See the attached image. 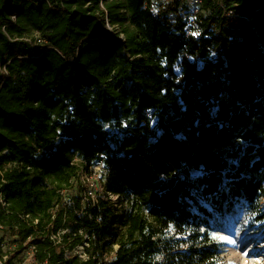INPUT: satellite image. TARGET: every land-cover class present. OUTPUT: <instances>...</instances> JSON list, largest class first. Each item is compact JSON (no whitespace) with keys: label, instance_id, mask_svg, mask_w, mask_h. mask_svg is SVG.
Wrapping results in <instances>:
<instances>
[{"label":"trees","instance_id":"obj_1","mask_svg":"<svg viewBox=\"0 0 264 264\" xmlns=\"http://www.w3.org/2000/svg\"><path fill=\"white\" fill-rule=\"evenodd\" d=\"M257 27L264 0H0V222L21 240L4 264L30 237L39 264H216L219 246L191 206L210 212L194 192L215 211L245 203L264 221ZM32 32L43 43H29ZM225 158L240 160L227 184ZM95 161L109 177L96 186L119 208L105 194L67 199L96 189L83 179ZM64 229L61 243L48 237ZM84 243L86 259L75 252ZM160 253L168 262H155Z\"/></svg>","mask_w":264,"mask_h":264},{"label":"rangeland","instance_id":"obj_2","mask_svg":"<svg viewBox=\"0 0 264 264\" xmlns=\"http://www.w3.org/2000/svg\"><path fill=\"white\" fill-rule=\"evenodd\" d=\"M151 1L155 5H159L166 0ZM191 9H194L192 8V5ZM191 9L189 8V11H191ZM113 34L115 35L116 32L113 31ZM28 36L30 40L27 41H29V43L40 44L38 40L41 39V36L38 33L32 32ZM116 37L117 35H115V37L112 36L110 41L117 42L118 39ZM262 47L264 48V41L262 43ZM129 87L130 85L128 83L123 82L121 84V90L123 91L129 90ZM109 130L112 133L117 132L115 129ZM75 162L82 164L81 159L79 158H76ZM90 171L93 172V178L88 179L87 175L83 174V179L90 180L93 184H100L97 182L101 177L103 179L109 178L107 176V171H105L102 163L99 161H95L93 163ZM194 172L200 173L198 171H190L189 177L191 179L200 176H193ZM99 187L100 185H98V187L96 186L95 190L89 189L86 193L73 191L67 196V199H71V201H73V197L79 196L82 198V202L84 203V205H87L89 201L92 203L93 201L98 199L100 194H105L109 197L110 201L117 208H119V198L116 195L107 192L106 189L101 192ZM193 197L199 205L204 206L207 211L210 212V215H204L201 212H198L194 205L191 206L192 212L198 214L201 219V223H203L200 228L201 233L209 230L212 239L216 241L219 246V258L216 264H264V221L258 220L257 217L259 213L252 212L248 205H246L245 203L235 204L231 210H228L227 207L223 206L221 208V211H215L203 201L198 193L194 192ZM188 201L193 204L190 199H188ZM261 204V208H263L264 201H262ZM174 235V231H172L167 238L170 240H173V238L178 240H185L187 238L185 236H178L175 238L173 237ZM0 239L3 249L2 253H6L8 256L10 254H13L17 247L21 245L20 237L15 230L7 229L3 231L0 234ZM229 240L232 241V243H228L227 241ZM27 245V243H24V246L27 247ZM181 247L182 250L186 249L185 245H182ZM27 252L28 248L26 250V253L22 250L20 254L15 258L14 264H24L23 262L26 258ZM166 257L167 255H165L164 253H160L157 255L155 262L166 263L168 262V259Z\"/></svg>","mask_w":264,"mask_h":264},{"label":"built area","instance_id":"obj_3","mask_svg":"<svg viewBox=\"0 0 264 264\" xmlns=\"http://www.w3.org/2000/svg\"><path fill=\"white\" fill-rule=\"evenodd\" d=\"M200 3V0H193V4L194 5H198ZM194 14H196L197 10H194ZM14 18V17H13ZM190 26H194L196 25L195 19L194 17L190 18ZM110 29V28H109ZM112 33V36L115 37V35L113 34V31L110 30ZM188 35H195V31L193 30H189L187 32V36ZM119 40L124 41V37L121 35L120 37H118ZM99 40L100 42H102L103 40H106L105 38L103 39H94V41ZM39 43L43 42L42 39L38 40ZM7 153V152H5ZM9 167H12L14 169H17L19 171H22L24 168H26L27 170H29L30 168L26 166V163L24 161H11L9 164ZM7 207V202H6V198L4 197L3 193H0V214L2 212V210H5ZM80 216V215H79ZM91 216V215H90ZM20 219L22 222L25 223V225H27L30 228H34L36 229L38 226V220H34L32 219V217L29 214H22L20 215ZM5 231V227L4 225H2V223L0 222V234ZM65 234H72L71 229H64V230H59L58 232H53L51 231L50 234L48 235V237L50 238L51 241H53L54 243H61L63 240V236ZM86 238H88L86 236ZM29 241L31 242V245L28 249V252L26 254V258L24 260V264H39L38 260H37V249H36V238L35 237H30ZM88 246L87 243H84L81 246H78L76 249V254L78 255L79 258H83L86 259V254H85V247ZM3 249H2V243H1V239H0V264H4L7 260H8V255L6 253H2ZM65 258L68 259V253L65 254ZM44 264H48V261H45Z\"/></svg>","mask_w":264,"mask_h":264},{"label":"snow or ice","instance_id":"obj_4","mask_svg":"<svg viewBox=\"0 0 264 264\" xmlns=\"http://www.w3.org/2000/svg\"><path fill=\"white\" fill-rule=\"evenodd\" d=\"M240 164V160L239 159H228V158H225V168L223 169V175L225 177V181L224 183L227 184L229 183L227 177L230 173H232V166L233 165H236V166H239ZM203 173H193V176H196V175H202ZM228 243H232V241H227Z\"/></svg>","mask_w":264,"mask_h":264},{"label":"water","instance_id":"obj_5","mask_svg":"<svg viewBox=\"0 0 264 264\" xmlns=\"http://www.w3.org/2000/svg\"><path fill=\"white\" fill-rule=\"evenodd\" d=\"M261 29H263L264 30V27H259L258 29H257V33L259 34V35H261V36H264V32L262 33V30ZM261 30V31H260Z\"/></svg>","mask_w":264,"mask_h":264},{"label":"bare ground","instance_id":"obj_6","mask_svg":"<svg viewBox=\"0 0 264 264\" xmlns=\"http://www.w3.org/2000/svg\"><path fill=\"white\" fill-rule=\"evenodd\" d=\"M261 30H262V33H263V32H264V30H263V29H261ZM261 30H260V31H261Z\"/></svg>","mask_w":264,"mask_h":264}]
</instances>
